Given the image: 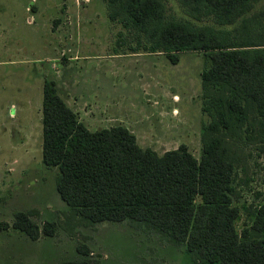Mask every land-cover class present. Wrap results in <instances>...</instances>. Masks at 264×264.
<instances>
[{
	"label": "rangeland",
	"instance_id": "rangeland-1",
	"mask_svg": "<svg viewBox=\"0 0 264 264\" xmlns=\"http://www.w3.org/2000/svg\"><path fill=\"white\" fill-rule=\"evenodd\" d=\"M160 1L168 21L219 31L232 44L264 32V0H253L229 25L181 0ZM140 41L110 20L106 0H0V222L12 225L26 212L41 227L57 224L54 237L38 241L0 230V264H209L144 223L94 224L67 206L57 190L59 169L42 162L45 81L56 83L92 132L126 127L160 156L186 145L201 160L204 144L220 136L235 166L236 228L251 230L264 204V118L247 108L245 119L235 116L213 133L209 125L219 120L217 103L226 95L201 79L212 66L209 54L180 53L173 65L164 53H149L144 36Z\"/></svg>",
	"mask_w": 264,
	"mask_h": 264
},
{
	"label": "trees",
	"instance_id": "trees-1",
	"mask_svg": "<svg viewBox=\"0 0 264 264\" xmlns=\"http://www.w3.org/2000/svg\"><path fill=\"white\" fill-rule=\"evenodd\" d=\"M196 13L232 24L253 0H181ZM109 18L120 22L149 53H164L173 65L180 53L205 52L211 68L201 74L206 87H221L219 120L209 129L217 134L230 127V119L247 117L253 108L264 118V32L248 42L229 43L222 33L193 29L167 20L160 0H106ZM141 44V41H140ZM43 152L47 168H57V190L77 216L91 223H144L209 264H264V204L256 212L251 230L236 228L240 209L233 205L234 164L223 155V140L213 136L198 160L188 146L160 156L139 146L136 136L117 126L95 132L59 95L54 81L43 86ZM14 229L38 241L56 235V222L43 227L26 212H17ZM89 256L86 247L78 248ZM61 264H93L71 260Z\"/></svg>",
	"mask_w": 264,
	"mask_h": 264
}]
</instances>
